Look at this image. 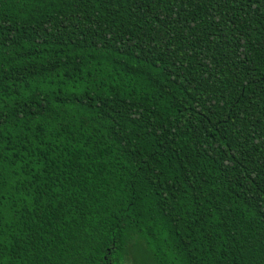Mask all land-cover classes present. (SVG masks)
Masks as SVG:
<instances>
[{
  "label": "trees",
  "instance_id": "trees-1",
  "mask_svg": "<svg viewBox=\"0 0 264 264\" xmlns=\"http://www.w3.org/2000/svg\"><path fill=\"white\" fill-rule=\"evenodd\" d=\"M264 264V0H0V264Z\"/></svg>",
  "mask_w": 264,
  "mask_h": 264
},
{
  "label": "water",
  "instance_id": "water-1",
  "mask_svg": "<svg viewBox=\"0 0 264 264\" xmlns=\"http://www.w3.org/2000/svg\"><path fill=\"white\" fill-rule=\"evenodd\" d=\"M110 264H112V263H110Z\"/></svg>",
  "mask_w": 264,
  "mask_h": 264
}]
</instances>
